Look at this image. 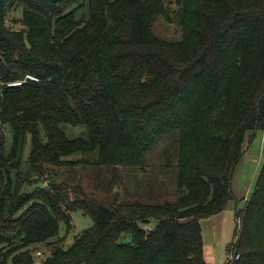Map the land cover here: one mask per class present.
Wrapping results in <instances>:
<instances>
[{
  "label": "trees",
  "instance_id": "obj_1",
  "mask_svg": "<svg viewBox=\"0 0 264 264\" xmlns=\"http://www.w3.org/2000/svg\"><path fill=\"white\" fill-rule=\"evenodd\" d=\"M0 84V264H209L199 221L264 133V0H0ZM154 167L171 194L113 192ZM75 212L92 227L66 246ZM230 252L264 264V163Z\"/></svg>",
  "mask_w": 264,
  "mask_h": 264
},
{
  "label": "rangeland",
  "instance_id": "obj_2",
  "mask_svg": "<svg viewBox=\"0 0 264 264\" xmlns=\"http://www.w3.org/2000/svg\"><path fill=\"white\" fill-rule=\"evenodd\" d=\"M10 17L14 20L21 19V9L18 8L14 10ZM153 32L159 38L167 41H178L180 39L179 29L174 25H168L161 20L154 25ZM64 130L70 139L82 137L86 133V129L82 126H65ZM6 137V150H8L11 141V133L8 128H6ZM245 147L246 146H244V148ZM30 151V138L26 137L23 149L24 159L29 156ZM260 157L263 159L261 160ZM259 159L262 166L264 163V133L261 132L256 133V136L249 144V148L232 170L230 185L232 200L227 203L220 213L203 218L199 221L202 243L206 248L207 254L210 256V264H226L228 261L236 230V215L243 209L244 198L253 190L256 180L254 171L259 168V164L257 163ZM260 168L258 170H260ZM162 169L163 168L160 167H154L148 169L145 173L137 170H128L129 173L127 171L128 175L126 174L127 177L123 184H121L120 189L114 191L113 188V192H120L123 194L124 187H129L134 191H141L143 194H152V192L157 190L156 194L158 195L171 194V192L174 191L171 182L172 173L170 171L166 172L165 169L163 171ZM103 193L99 192L98 194H95V196L98 195V197H104L106 194ZM71 197L72 195L69 194V198ZM71 226L72 229L67 235L65 234L64 225L62 224L60 227L59 236L62 237L66 235V246H69L74 237L82 231L91 228L92 221L82 213L75 212L71 214ZM37 252H40L42 256L36 258L35 261H39L47 256L44 251V246H38Z\"/></svg>",
  "mask_w": 264,
  "mask_h": 264
},
{
  "label": "built area",
  "instance_id": "obj_3",
  "mask_svg": "<svg viewBox=\"0 0 264 264\" xmlns=\"http://www.w3.org/2000/svg\"><path fill=\"white\" fill-rule=\"evenodd\" d=\"M37 82H38V79L35 78L34 76L26 75L22 80L7 83L5 87L6 88H20L26 83H37ZM141 229L143 231H149L150 230L149 228H146V227H143ZM41 256L42 255L40 252L36 253V257H41ZM238 258H239V256H237V255L235 256L233 254H229V258H228L227 262L231 263V262L237 260Z\"/></svg>",
  "mask_w": 264,
  "mask_h": 264
},
{
  "label": "crops",
  "instance_id": "obj_4",
  "mask_svg": "<svg viewBox=\"0 0 264 264\" xmlns=\"http://www.w3.org/2000/svg\"><path fill=\"white\" fill-rule=\"evenodd\" d=\"M245 146H246V147L243 149V154H244V153L247 151V149L249 148V144H248V145L245 144ZM260 158H261V160L263 159L262 157H260ZM257 163L259 164V168H260V166H261V161H260V159H259V161H258ZM259 168H257V170L254 171V175H255L256 177L258 176V173H259V171H260V170H258ZM250 194H251V193H250ZM250 194H248V196H246V197L244 198V201L249 197ZM205 250H206V248H205ZM208 260H209V264H210V263H211V262H210V256H209V259H208Z\"/></svg>",
  "mask_w": 264,
  "mask_h": 264
},
{
  "label": "water",
  "instance_id": "obj_5",
  "mask_svg": "<svg viewBox=\"0 0 264 264\" xmlns=\"http://www.w3.org/2000/svg\"><path fill=\"white\" fill-rule=\"evenodd\" d=\"M114 191H116V188H114ZM28 192H29V189L26 188V189H25V193H28Z\"/></svg>",
  "mask_w": 264,
  "mask_h": 264
}]
</instances>
